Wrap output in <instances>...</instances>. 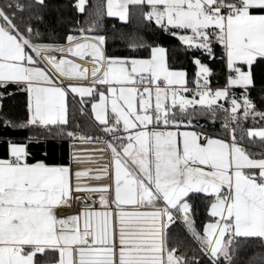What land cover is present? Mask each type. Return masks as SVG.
Returning a JSON list of instances; mask_svg holds the SVG:
<instances>
[{
  "label": "snow or ice",
  "instance_id": "1",
  "mask_svg": "<svg viewBox=\"0 0 264 264\" xmlns=\"http://www.w3.org/2000/svg\"><path fill=\"white\" fill-rule=\"evenodd\" d=\"M262 67L264 0H0V264H264Z\"/></svg>",
  "mask_w": 264,
  "mask_h": 264
},
{
  "label": "trees",
  "instance_id": "2",
  "mask_svg": "<svg viewBox=\"0 0 264 264\" xmlns=\"http://www.w3.org/2000/svg\"><path fill=\"white\" fill-rule=\"evenodd\" d=\"M61 14H63V13H61ZM56 15H57V13H55V12H53L51 14V20L53 22L55 21ZM106 24L108 25L110 35H112V33H111L112 25H115L117 30L123 29V30L130 32L133 29L132 25H129L125 28V26H122L114 18L107 19ZM57 31H60V29H57ZM145 35H148V34L145 33ZM117 37H118V34H117ZM109 47L114 49V50L115 49H123L124 45L121 42V40L119 38H117V39H115L114 42H111L109 44ZM181 59L183 60V57H181ZM184 63H185V67H187L189 73L191 74L194 71L193 66L191 65V63H189L187 61H184ZM262 72H264V67L257 69L258 74H260ZM8 103L10 105V108H12V110H14L18 113L19 118L23 119V112L21 110H19L18 108H15L16 101H10ZM7 134L12 135V136L19 138V139H23L24 137L29 135V132L17 131V132H8ZM30 148L33 151V153L36 154L37 156H39L42 152H47L49 162H59L61 160L67 159L68 145L66 142L65 143L53 142L51 140V138H49V140L46 144L44 142H41L39 144H32V145H30ZM0 152H2V148H0ZM202 212H203V208L201 207V210H200L201 215H202Z\"/></svg>",
  "mask_w": 264,
  "mask_h": 264
},
{
  "label": "crops",
  "instance_id": "3",
  "mask_svg": "<svg viewBox=\"0 0 264 264\" xmlns=\"http://www.w3.org/2000/svg\"><path fill=\"white\" fill-rule=\"evenodd\" d=\"M83 147L85 148V152H84L82 158L85 160L96 161V163L95 164L86 163L84 165H77L78 167H89L91 165H93V167H95L98 163L100 164L106 160V158H107L106 155L101 156L99 154H93L91 151L94 148H103L104 147L103 144L84 145Z\"/></svg>",
  "mask_w": 264,
  "mask_h": 264
},
{
  "label": "rangeland",
  "instance_id": "4",
  "mask_svg": "<svg viewBox=\"0 0 264 264\" xmlns=\"http://www.w3.org/2000/svg\"><path fill=\"white\" fill-rule=\"evenodd\" d=\"M99 166V163L95 166V167H98ZM89 167H93V165L89 166Z\"/></svg>",
  "mask_w": 264,
  "mask_h": 264
}]
</instances>
